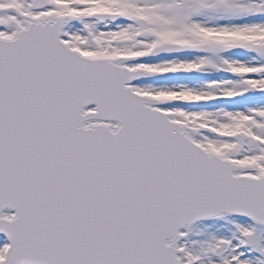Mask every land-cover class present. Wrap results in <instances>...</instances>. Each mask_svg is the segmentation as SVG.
<instances>
[{"label":"snow or ice","instance_id":"1","mask_svg":"<svg viewBox=\"0 0 264 264\" xmlns=\"http://www.w3.org/2000/svg\"><path fill=\"white\" fill-rule=\"evenodd\" d=\"M0 264H264V0H0Z\"/></svg>","mask_w":264,"mask_h":264}]
</instances>
